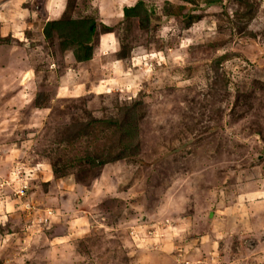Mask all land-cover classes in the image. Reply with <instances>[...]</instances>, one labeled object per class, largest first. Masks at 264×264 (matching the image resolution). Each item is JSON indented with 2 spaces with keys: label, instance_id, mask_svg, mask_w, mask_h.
I'll list each match as a JSON object with an SVG mask.
<instances>
[{
  "label": "rangeland",
  "instance_id": "obj_1",
  "mask_svg": "<svg viewBox=\"0 0 264 264\" xmlns=\"http://www.w3.org/2000/svg\"><path fill=\"white\" fill-rule=\"evenodd\" d=\"M0 264H264V0H0Z\"/></svg>",
  "mask_w": 264,
  "mask_h": 264
},
{
  "label": "trees",
  "instance_id": "obj_2",
  "mask_svg": "<svg viewBox=\"0 0 264 264\" xmlns=\"http://www.w3.org/2000/svg\"><path fill=\"white\" fill-rule=\"evenodd\" d=\"M138 7L127 6L124 7L126 15L139 14L137 11ZM55 28L58 30V34L64 38V40L74 41L79 46L80 52L78 51L77 58L80 60H88L94 54L93 38L97 31V22L95 19H82V18H60V19H49L45 23L43 32L45 37L51 36V30ZM133 112L127 114L129 120L132 119ZM116 125L121 127V122L117 121Z\"/></svg>",
  "mask_w": 264,
  "mask_h": 264
}]
</instances>
